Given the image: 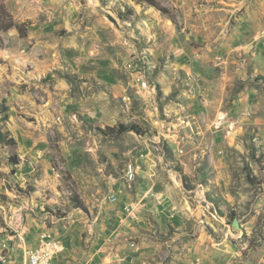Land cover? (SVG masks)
I'll return each instance as SVG.
<instances>
[{
	"label": "rangeland",
	"instance_id": "374dc122",
	"mask_svg": "<svg viewBox=\"0 0 264 264\" xmlns=\"http://www.w3.org/2000/svg\"><path fill=\"white\" fill-rule=\"evenodd\" d=\"M146 1L0 0V264H264V0Z\"/></svg>",
	"mask_w": 264,
	"mask_h": 264
},
{
	"label": "trees",
	"instance_id": "16d2710c",
	"mask_svg": "<svg viewBox=\"0 0 264 264\" xmlns=\"http://www.w3.org/2000/svg\"><path fill=\"white\" fill-rule=\"evenodd\" d=\"M146 2L155 6L160 11H163L164 13L166 12L168 14V11L166 9H161V7H159V5H157L156 3H153L154 2L153 0H148ZM174 23L176 24L175 21H174ZM14 28L17 29L20 32V34H22L23 36H25L27 34L26 27L24 25L16 24L14 22V20L12 19L11 15L7 11H4V17L2 18V20H0V30L6 32V31H9V30L14 29ZM8 112H9V107H7L5 105V103H3V105L0 106V115L3 116V122L8 121ZM107 132L110 136H121L127 132H135L137 134L142 133V131H140L139 127L136 125H131V126L119 125L117 128H108ZM9 135L10 134H8V133H4V132L0 131V145H4V144H6V142H10V141H8ZM10 162L12 164H15V162H19V160L18 159H11ZM71 202L73 203L75 208L80 209L84 212H87L85 204L83 203V201L80 199V197L75 192L73 193V196L71 198Z\"/></svg>",
	"mask_w": 264,
	"mask_h": 264
},
{
	"label": "built area",
	"instance_id": "2783aa9c",
	"mask_svg": "<svg viewBox=\"0 0 264 264\" xmlns=\"http://www.w3.org/2000/svg\"><path fill=\"white\" fill-rule=\"evenodd\" d=\"M46 251H36V252H31L27 259L25 264H48L47 260V254L45 253Z\"/></svg>",
	"mask_w": 264,
	"mask_h": 264
},
{
	"label": "water",
	"instance_id": "95a60500",
	"mask_svg": "<svg viewBox=\"0 0 264 264\" xmlns=\"http://www.w3.org/2000/svg\"><path fill=\"white\" fill-rule=\"evenodd\" d=\"M234 224L236 225V222Z\"/></svg>",
	"mask_w": 264,
	"mask_h": 264
}]
</instances>
